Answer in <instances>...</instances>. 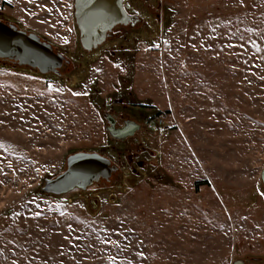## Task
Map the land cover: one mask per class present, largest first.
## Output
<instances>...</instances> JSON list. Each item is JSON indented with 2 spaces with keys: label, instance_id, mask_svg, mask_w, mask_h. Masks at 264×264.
Instances as JSON below:
<instances>
[{
  "label": "rangeland",
  "instance_id": "374dc122",
  "mask_svg": "<svg viewBox=\"0 0 264 264\" xmlns=\"http://www.w3.org/2000/svg\"><path fill=\"white\" fill-rule=\"evenodd\" d=\"M73 7L0 0L77 66L0 62V264H264V0H130L142 33L90 53ZM115 103L152 114L143 169L40 193L69 154L115 150Z\"/></svg>",
  "mask_w": 264,
  "mask_h": 264
},
{
  "label": "water",
  "instance_id": "95a60500",
  "mask_svg": "<svg viewBox=\"0 0 264 264\" xmlns=\"http://www.w3.org/2000/svg\"><path fill=\"white\" fill-rule=\"evenodd\" d=\"M73 13L79 29V41L86 53L101 46L115 24L128 18L124 0H75ZM0 62L15 68L26 67L44 76L54 74L58 77L62 75L60 69L63 65L69 68L73 65L59 47L37 32L3 19H0ZM116 171L110 159L99 152L76 151L67 156L62 172L43 178L40 193L58 197L77 189L87 190ZM261 177L264 187V169ZM233 264L245 263L236 259Z\"/></svg>",
  "mask_w": 264,
  "mask_h": 264
},
{
  "label": "flooded vegetation",
  "instance_id": "af4514ba",
  "mask_svg": "<svg viewBox=\"0 0 264 264\" xmlns=\"http://www.w3.org/2000/svg\"><path fill=\"white\" fill-rule=\"evenodd\" d=\"M129 3L130 0H124V7L125 11H127L128 18L124 21L117 22L113 30L110 32V36L106 38V41L102 43L101 46L94 49V51L98 50L108 42H112L114 47L117 45L119 46V49H121L124 46V42L131 41V39H129L130 37L136 38L140 33H142L141 30L144 27L143 20L140 18L139 12L134 11L131 8H126L129 7ZM0 19L12 22L9 17L2 14L1 10ZM81 49L85 52L82 45ZM76 68L77 66L73 62L71 68L63 65L60 70L62 74L66 70L67 74L72 75ZM114 107L117 108L114 109ZM103 117L107 125L108 134L110 138L114 140L115 150L111 152L112 154L99 153L110 159L111 165L115 166L117 171L113 172L108 179L99 181L87 190L77 189L85 194L93 189L99 188L100 186V188H102L105 184H114L113 181L116 180V177L122 175L126 168H134V170L143 169L144 161L146 162L151 154L144 146V140L142 139L143 136L146 138L148 134L146 131H149L147 126L151 125L152 122V114L149 110H147V108L144 109L141 105L134 104L121 106L119 103H115L113 107H110L109 109L107 108L106 111L103 110Z\"/></svg>",
  "mask_w": 264,
  "mask_h": 264
},
{
  "label": "trees",
  "instance_id": "16d2710c",
  "mask_svg": "<svg viewBox=\"0 0 264 264\" xmlns=\"http://www.w3.org/2000/svg\"><path fill=\"white\" fill-rule=\"evenodd\" d=\"M86 69L88 70V66L86 67ZM76 74H78V72H76ZM84 77V75H83ZM162 114V111H157L156 114H155V117L158 118L160 115ZM200 183H198L197 185H199Z\"/></svg>",
  "mask_w": 264,
  "mask_h": 264
},
{
  "label": "snow or ice",
  "instance_id": "6c2138e0",
  "mask_svg": "<svg viewBox=\"0 0 264 264\" xmlns=\"http://www.w3.org/2000/svg\"><path fill=\"white\" fill-rule=\"evenodd\" d=\"M69 7H71V5H68ZM142 255V254H141Z\"/></svg>",
  "mask_w": 264,
  "mask_h": 264
}]
</instances>
